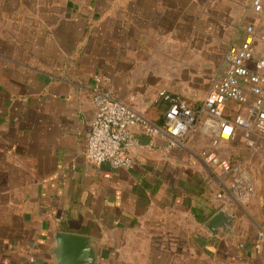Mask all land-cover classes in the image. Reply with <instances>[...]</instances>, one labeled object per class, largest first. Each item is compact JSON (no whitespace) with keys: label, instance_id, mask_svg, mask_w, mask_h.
Segmentation results:
<instances>
[{"label":"crops","instance_id":"crops-1","mask_svg":"<svg viewBox=\"0 0 264 264\" xmlns=\"http://www.w3.org/2000/svg\"><path fill=\"white\" fill-rule=\"evenodd\" d=\"M133 6L0 0V264H56L50 252L60 232L96 240L98 264H264V244L234 260L196 256L229 236L205 230L221 204L215 191L207 199L217 173L201 159L213 151L202 129L166 155V137L136 129L132 169L89 163L94 76L109 77L119 100L165 124L168 101L136 77L147 64L139 61L142 19ZM251 24L264 31V19ZM241 149L238 140L217 152L235 162ZM201 230L208 236L196 237Z\"/></svg>","mask_w":264,"mask_h":264},{"label":"built area","instance_id":"built-area-1","mask_svg":"<svg viewBox=\"0 0 264 264\" xmlns=\"http://www.w3.org/2000/svg\"><path fill=\"white\" fill-rule=\"evenodd\" d=\"M263 5L264 0H250L254 13H262ZM93 80L95 111L85 150L90 164L132 169L133 153L140 147L136 129L150 138L166 137L164 155L185 149L191 135L202 129L213 151H202L201 159L225 179L214 194L221 208L254 197L258 179L249 163L223 158L217 149L238 140L250 155L264 149V31L257 32L251 23L245 25L243 39L229 47L226 69L214 80L200 107L193 108L178 97L167 98L164 127L119 100L109 77L96 75ZM258 241L264 242V224Z\"/></svg>","mask_w":264,"mask_h":264},{"label":"rangeland","instance_id":"rangeland-1","mask_svg":"<svg viewBox=\"0 0 264 264\" xmlns=\"http://www.w3.org/2000/svg\"><path fill=\"white\" fill-rule=\"evenodd\" d=\"M132 2V8H139L132 10L142 19L138 40L143 50L139 61L147 64L135 71L136 77L147 91L154 95L160 93L164 102L169 97H178L196 108L201 106L214 80L226 69L229 47L241 42L245 25L264 19V10L261 14L254 13L250 0ZM128 33L133 36L131 45L135 46L138 40L134 29H129ZM224 154L228 156L227 152ZM238 160L247 161L257 176L255 195L251 200L228 207V212L236 215L233 231L228 236L231 240L227 239V244L221 247L216 244L212 250L197 251L196 256L207 254L211 255V260L219 261L217 255H221L234 260L239 251L251 245L250 249L254 247L258 251L264 244L258 241L264 224V149L255 155L241 149ZM218 174H212L207 199L211 193L213 196L219 183L225 182ZM226 182L229 183L227 179ZM200 233L203 238L208 236L201 230L196 232V237H201Z\"/></svg>","mask_w":264,"mask_h":264},{"label":"water","instance_id":"water-1","mask_svg":"<svg viewBox=\"0 0 264 264\" xmlns=\"http://www.w3.org/2000/svg\"><path fill=\"white\" fill-rule=\"evenodd\" d=\"M235 218L228 208H221L206 223L205 230L213 236L226 237L233 231ZM54 242L50 254L56 264H98L96 240L60 232L55 234Z\"/></svg>","mask_w":264,"mask_h":264}]
</instances>
